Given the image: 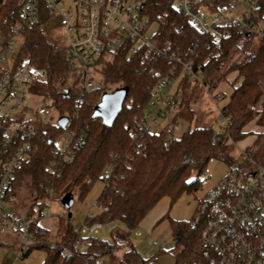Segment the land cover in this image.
Returning <instances> with one entry per match:
<instances>
[{
	"label": "trees",
	"instance_id": "1",
	"mask_svg": "<svg viewBox=\"0 0 264 264\" xmlns=\"http://www.w3.org/2000/svg\"><path fill=\"white\" fill-rule=\"evenodd\" d=\"M25 1L0 0V37L11 33ZM235 1L199 0V3L211 11H220ZM143 13L148 25L157 24L158 29L152 41L163 53L151 51L147 54L145 46H142L134 54L125 48L113 56L106 55L98 60L106 84L128 88L123 109L110 127L101 118L93 117L95 107L105 93L104 89L85 93V103L77 111L80 92L67 81L70 69L65 48L51 40L46 32L47 22L51 21L50 14L43 8L40 19L24 32L19 57L28 56L35 66L46 71V79L35 83V88L40 89L45 98L52 100V105L60 109L61 115H71L67 128L74 133L72 151L75 152L73 160L67 162L62 173L54 176L49 172V167L54 161H63L61 156H57L55 140L64 130L41 121L34 123V147L28 160L17 171L10 192L20 186L30 188L34 197L30 213L33 212L34 204L47 197L49 189L54 190L61 204L67 193L72 196L76 193L79 198H85L94 185L101 181L108 166L115 164L117 174L121 173L122 177L111 182L108 190L103 191L98 198L108 207V211L99 212L95 217H86L85 222L92 225L115 220L126 226L125 235L128 236L129 232L141 226L161 199L167 196L175 200L184 192L196 189L207 172L210 160L231 161L232 141L213 126L190 128L170 145L166 144V136L162 133L132 136L135 117L140 116L151 102L154 86L173 68V54L185 55L184 58L191 59L196 68L200 65V74L205 81L215 73H220L221 78L230 72L237 73L239 84L223 107L225 114L232 118L229 132L233 142L245 139L252 132L245 128L253 121L264 127V36L259 39L258 47L252 50L250 37L233 29L232 35L216 47L211 36L195 30L188 18L177 10L176 0H148ZM263 14L264 1L259 11L261 19H264ZM182 82L188 88L192 80L186 76ZM181 89L179 91L184 99L182 108L189 105V90L186 86ZM83 134L84 142L78 147L77 143ZM217 134L221 138L217 144H213V137ZM139 140L144 145L140 153H136ZM253 147L252 156L263 162L264 130L256 134ZM165 218L168 219L177 245L181 246L175 264H207L202 254L200 229L191 225L192 220L177 221L167 215ZM57 236L60 242L51 248L50 232L39 234L40 244L29 250L27 256L34 249H44L48 255L46 264H95L97 260L111 256L121 248L117 243H109L95 235L85 238L81 235L87 245L86 252L80 257H64L62 248L72 247L80 238L71 217L60 219ZM2 245L15 246L12 242ZM146 263L130 246L111 264Z\"/></svg>",
	"mask_w": 264,
	"mask_h": 264
},
{
	"label": "built area",
	"instance_id": "2",
	"mask_svg": "<svg viewBox=\"0 0 264 264\" xmlns=\"http://www.w3.org/2000/svg\"><path fill=\"white\" fill-rule=\"evenodd\" d=\"M147 1L26 0L11 33L0 37V61L15 54L12 66L0 70V234L15 245L16 257L10 264H20L29 250L40 244L38 235L48 231L41 220L52 217L53 189H49L46 198L34 204L33 212L6 213L13 180L34 147V123L41 121L59 126L62 116L69 118L63 128L67 137L61 140L60 135L55 140L57 156H61L63 161L57 159L52 162L50 173L60 175L67 162L70 163L75 156L72 151L74 133L67 130L71 115H60L55 122L50 107L41 106L33 110L28 106L33 85L37 79H46L47 73L35 66L28 56L19 57L24 32L40 19L43 8L50 14L51 22L58 18L67 41L65 51L70 69L67 81L80 92L76 103L78 111L85 103L84 94L88 91L101 88L105 93H112L116 89L109 84L93 81L92 73L101 72L98 65L100 58L113 56L125 48L134 54L142 46H145L147 54L151 51L162 53L152 41V36L147 35L149 25L142 8ZM263 1L236 0L233 5L220 11H211L202 6L199 0H176V8L188 18L195 30L211 36L214 46L219 47L223 39L232 35L233 29L249 34V37L260 39L264 36V19L259 15ZM171 58L176 66L154 86L151 102L140 116L135 117V129L131 131L133 137L162 133L166 136V144L170 145L178 137V111L182 104L177 91L173 92L175 84L186 76L192 82L201 83V86L208 84L200 74V65L196 68L191 59L183 62L180 57L172 55ZM177 66L181 69L178 70ZM216 83L213 80L207 91L211 92ZM219 97L218 94L217 99ZM29 113L34 119H27ZM219 121L221 132L233 142L229 132L232 118L225 114L223 108L219 111ZM220 138V134L215 135L213 144H217ZM83 142L84 134L77 143L78 147ZM143 145L144 142H137L136 153H140ZM253 151V144L242 150L245 158L251 162V169L245 173H230L223 178L199 202L191 221L194 228L200 229L202 254L207 264H264V161L255 159ZM116 167L111 164L104 173L101 179L103 191L108 190L115 179L122 177L121 173L117 174ZM95 205L100 212L108 211V207L99 199L91 207ZM91 207L86 217L98 214ZM105 226L114 228L116 221L88 225L84 220L80 228H75L80 238L72 247H63L62 255L80 257L87 250L81 235L97 234ZM143 233L152 246L162 248L164 243L151 239L147 230L138 231L139 235ZM50 246L54 248L56 244L51 243ZM95 264H104V261L99 259Z\"/></svg>",
	"mask_w": 264,
	"mask_h": 264
},
{
	"label": "rangeland",
	"instance_id": "3",
	"mask_svg": "<svg viewBox=\"0 0 264 264\" xmlns=\"http://www.w3.org/2000/svg\"><path fill=\"white\" fill-rule=\"evenodd\" d=\"M262 24H264V21H262ZM47 26L46 32L49 38L57 43L61 48H65L67 44L66 35L58 23V18L55 17L52 22L48 20ZM157 29V24L153 23L152 25H149L147 35L150 37L154 36ZM248 39H250L249 42L251 43V49H256L259 45V39L255 37H250ZM16 48L19 50V47ZM184 56L185 55L182 54L175 55V57H180L183 62L190 60L189 58H184ZM14 59L15 54L6 60L0 61V70L2 68H8L12 66ZM175 64L176 63L174 62L173 68L176 66ZM177 69L180 70L181 68L177 66ZM91 76L93 77L94 82L105 85L109 84L113 86L114 89L119 88L112 83L106 84L101 72H93ZM213 80H215L217 83L215 87L212 88V91L208 92L207 90L210 88ZM239 81L240 80L237 79V73L234 71L230 72L223 78H221L220 73H215V75L211 76L207 81H205V83H208L205 87L201 86V83L195 82H191L190 87L188 88L187 85H185L182 81H180L178 84L176 83L173 92L177 91L176 93L182 98V104L184 99L179 90H182L181 87L185 86L186 89L189 90L187 98L189 105H185L182 108L180 106L178 111V123L180 124L178 137L195 126H213L217 131H221L219 111L228 103L230 96L234 88L239 84ZM38 82H40V79H37L36 84ZM218 94L220 97L217 99ZM27 101L28 106L33 110H37L41 106L50 107L55 122H57L61 115L60 109L53 106L52 100L45 98L41 94V90L35 88V84L33 85L32 92L29 94ZM262 102L263 101H261L260 105ZM258 108L260 109V107ZM27 119H34L33 115L29 113L27 115ZM67 130L71 131L68 128ZM246 130L252 132L249 133L245 139L231 143V161H225L221 159L210 160L206 167L207 175L204 174L202 176L200 184L196 189L190 192H184L175 200L167 196L164 197L144 219L138 229L147 230L151 239L163 242L164 244L162 248L152 246L148 242L147 236L144 233L143 235L138 234L139 230H135V232H129L128 236H126L125 234L127 232V228L120 222H116V226L114 228L105 226L97 234H82V236L85 238L89 235H95L102 240L108 241L109 243H117V245L121 246L120 250L111 256L101 258V260L104 261V264L116 262L122 256V254L129 249L130 246H132L138 252V254L145 261H147L146 264H175L176 256L180 251L181 246L177 245L175 238L171 234L168 219L163 218L167 215L170 219L177 221H191L195 215L199 202L209 191L215 188L223 178L228 176L230 173H245L251 169V162L248 160V158H245L242 150L251 146L255 140L256 134L264 130V127L256 125L255 121H253L247 125ZM65 137H67V133L63 131L61 134V140H63ZM262 158L264 161V154L262 155ZM103 189L104 183L99 181L94 185L85 198L81 199L78 197V194L75 193L73 195L75 198L74 204L70 210L66 209L61 204V199L56 195L54 202L51 204L50 213L52 217H55V219L63 218L67 220V216L69 212H71V221L73 226L75 228H80L87 216L88 210L99 198ZM33 198L32 191L27 186H20L19 188H16L12 191L10 198L8 199L6 213L16 212L17 209L21 213L30 210ZM91 208L92 211L96 213L101 211L97 205ZM42 223L44 226H48L52 223V220L50 221L45 219ZM58 227H60V221ZM53 240H55L52 241L53 243L60 242L59 237L57 239L54 238ZM9 241L10 240L8 237L0 234V264H10L16 257V250L14 246L2 245L4 243H11V241ZM47 257L48 255L46 250L34 249L28 254V256L24 258L20 264H46Z\"/></svg>",
	"mask_w": 264,
	"mask_h": 264
},
{
	"label": "water",
	"instance_id": "4",
	"mask_svg": "<svg viewBox=\"0 0 264 264\" xmlns=\"http://www.w3.org/2000/svg\"><path fill=\"white\" fill-rule=\"evenodd\" d=\"M142 8H144V6H142ZM247 35L250 36L249 34ZM127 96V87H119L116 88L112 93H104L101 97L100 102L95 107L93 117L101 118L105 125L109 127L112 126L118 115L121 113ZM68 122L69 118L66 116H62L58 122L59 127H61L62 129L65 128ZM62 204L68 210L71 209L74 204V198L71 193L65 194V196L62 198ZM71 216L72 214L71 212H69L68 217Z\"/></svg>",
	"mask_w": 264,
	"mask_h": 264
},
{
	"label": "crops",
	"instance_id": "5",
	"mask_svg": "<svg viewBox=\"0 0 264 264\" xmlns=\"http://www.w3.org/2000/svg\"><path fill=\"white\" fill-rule=\"evenodd\" d=\"M245 130H246V128H245ZM246 131H248V130H246ZM261 132V131H260ZM259 133V132H258ZM255 139H256V137H255ZM255 141V140H254ZM253 144V143H252ZM72 208V207H71ZM67 209V208H66ZM28 211V210H27ZM27 211H25V212H23V213H21L18 209H17V211H16V213L17 214H25ZM89 211V210H88ZM72 214V213H71ZM87 214H88V212H87ZM64 216H66V215H64ZM68 217V216H67ZM52 220V223L51 224H49L48 226H44L43 225V221L44 220ZM61 219V218H60ZM60 219L58 218V219H55V217L53 216V217H46V218H43L42 220H41V224L50 232V234H51V239H52V241H55V240H53L54 238L55 239H57L58 238V236H57V233H58V231H59V227H58V224H59V221H60ZM54 220V221H53ZM169 227H170V225H169ZM170 231H171V228H170ZM10 240V239H9ZM53 243V242H52ZM55 243V242H54ZM56 244V243H55Z\"/></svg>",
	"mask_w": 264,
	"mask_h": 264
}]
</instances>
